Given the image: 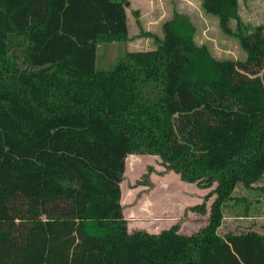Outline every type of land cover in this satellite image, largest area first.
<instances>
[{
	"label": "trees",
	"instance_id": "1",
	"mask_svg": "<svg viewBox=\"0 0 264 264\" xmlns=\"http://www.w3.org/2000/svg\"><path fill=\"white\" fill-rule=\"evenodd\" d=\"M128 4L0 0V264H264L263 234L217 233L236 186L264 174V24L231 31L238 0H201L243 59L195 44L175 13L155 48L98 69L100 44L129 40ZM129 154L207 190L184 210L212 198L206 224L129 231Z\"/></svg>",
	"mask_w": 264,
	"mask_h": 264
},
{
	"label": "rangeland",
	"instance_id": "2",
	"mask_svg": "<svg viewBox=\"0 0 264 264\" xmlns=\"http://www.w3.org/2000/svg\"><path fill=\"white\" fill-rule=\"evenodd\" d=\"M143 1L145 2L140 8L138 6L141 2H137L136 6L129 4L127 7L129 40L100 44L96 52L98 69L112 68L126 52L155 48L157 42L154 37H163L162 23L172 18L175 13L183 16L191 25L194 43L206 47L213 56L234 59H243L246 56L235 35L222 30L218 19L203 11L201 0ZM141 13L144 14L142 20L138 18ZM144 17H151L149 21L153 22L145 20ZM237 22L246 32L252 31L256 25L264 24V0H238V20L230 23L231 31L236 30ZM144 32L151 35H144ZM148 165H151L154 171L146 180L143 174ZM163 169L156 155H127L124 179L120 186L128 230L142 229L154 233V230H161L179 222L180 232H196L206 224L212 198L207 201V213L187 210L184 214L185 208L193 205L195 201H201L202 193L205 194L207 190L201 189L199 192L195 184L183 182L175 173H163ZM149 180L152 185L147 184ZM261 186H264V174L262 180L255 184V189L236 186L235 200L228 201L223 208L225 218L217 229L219 234L224 235L232 230L243 233L250 229L264 231V189H259ZM150 197H153V200H148ZM165 203L168 208H161ZM230 222L235 226L232 230L229 228ZM240 225L244 228L238 229Z\"/></svg>",
	"mask_w": 264,
	"mask_h": 264
},
{
	"label": "crops",
	"instance_id": "3",
	"mask_svg": "<svg viewBox=\"0 0 264 264\" xmlns=\"http://www.w3.org/2000/svg\"><path fill=\"white\" fill-rule=\"evenodd\" d=\"M133 1V3H131ZM137 2H141V4L138 6L139 8H140V6H142V3L144 4V2L145 1H143V0H128V3L129 4H132V6H136V3ZM128 4V5H129ZM128 7V6H127ZM137 8V7H136ZM126 12H127V8H126ZM144 13V12H143ZM143 13H141L139 16H138V18L139 19H143V16H144V14ZM128 16V15H127ZM141 19V20H142ZM144 19L145 20H150L151 19V17L150 18H147V17H144ZM149 22H153V21H149ZM168 173H174L173 171H169ZM176 174V173H175ZM178 175V174H177ZM184 182V181H183ZM187 183V182H186ZM191 184H195V183H191ZM238 185H242V184H238ZM243 186V185H242ZM197 187V186H196ZM244 187V186H243ZM197 189L199 190V192H200V188H198L197 187ZM235 192V191H234ZM234 192H233V196H234ZM161 193H163V192H161ZM200 194V193H199ZM202 195H204V193H202ZM197 198V197H196ZM155 199V198H154ZM148 200H153V197H150V198H148ZM233 200V199H232ZM232 200H228V201H232ZM234 200H235V198H234ZM228 201H226L223 205H222V211H223V208L225 207V205L227 204V203H229ZM198 202H200V201H195V203H192V204H196V203H198ZM183 203H184V201H183ZM166 205V206H165ZM165 205H162L161 206V208H168L167 207V203H165ZM222 214H223V218H225L224 216H225V214L222 212ZM223 218H222V221L221 222H223ZM237 218V217H236ZM240 218H242V217H240ZM241 220H243V219H241ZM171 226V225H170ZM170 226H167V227H164V228H162V229H165V228H169ZM234 225L230 222V225H229V228H231L230 230H232V227H233ZM235 227V226H234ZM244 227L242 226V225H240V227H238V229H243ZM161 229V230H162ZM161 230H154L155 232L154 233H158L159 231H161ZM247 230V229H246ZM251 230V229H250ZM250 230H248V231H250ZM256 230H258L257 232H262V234L264 235V231H259V229H256ZM255 229H254V231H256ZM150 231V230H149ZM245 232H247V231H245ZM217 233H218V231H217ZM227 233H243V232H237L236 230H232V231H227ZM227 233H225V234H227ZM219 234V233H218ZM224 234V235H225ZM219 235H221V234H219ZM224 235H221V236H224Z\"/></svg>",
	"mask_w": 264,
	"mask_h": 264
}]
</instances>
